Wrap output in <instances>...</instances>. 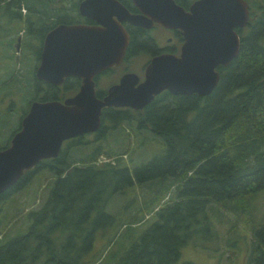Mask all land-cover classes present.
I'll return each instance as SVG.
<instances>
[{
    "label": "trees",
    "instance_id": "1",
    "mask_svg": "<svg viewBox=\"0 0 264 264\" xmlns=\"http://www.w3.org/2000/svg\"><path fill=\"white\" fill-rule=\"evenodd\" d=\"M262 1L250 0V4ZM77 5L76 0H0L2 13L20 22L12 32L17 37L25 33L21 45L31 49L37 62L45 33L58 24L74 23ZM259 10L238 56L220 67L219 84L208 96L185 101L161 95L140 114L102 113L97 136L103 135L106 122L112 129L135 122L138 130L161 137L163 154L130 168L125 153L115 162L99 163L98 156L112 152L97 147L75 163L69 158L74 149L70 148H82L83 141L74 139L57 157L40 161L1 194L0 200L27 186L41 169L51 173L45 200L27 214L33 220L29 228L0 241V264H105L112 249L99 262L87 261L81 245L87 243L86 250L90 249L96 232L112 224L116 226L110 247L127 240L113 264H178L181 248L196 235L197 226L208 223L211 228L207 209H231V203L264 190V2ZM5 51L6 61H12L11 52ZM11 66V75L17 78L20 68L16 73ZM29 83L36 87L32 100H62L74 89L73 79L62 87L44 86L32 74ZM147 182L157 185L141 213L152 212L172 186L175 192L147 227L134 235L133 224L142 217L120 222L107 205L116 193ZM252 237L248 263L264 264V220L253 227Z\"/></svg>",
    "mask_w": 264,
    "mask_h": 264
},
{
    "label": "water",
    "instance_id": "2",
    "mask_svg": "<svg viewBox=\"0 0 264 264\" xmlns=\"http://www.w3.org/2000/svg\"><path fill=\"white\" fill-rule=\"evenodd\" d=\"M132 2L151 19L130 13L117 0H82L78 6L80 15L97 25L58 24L45 34L35 78L56 86L67 77L78 76L82 85L76 95L63 101L30 103L10 144L0 149V195L14 186L25 171L42 160L57 157L63 141L98 132L102 107L141 109L162 90L209 95L220 79L215 67L227 65L239 53L240 40L233 29L248 23V4L244 0H200L187 13L173 0ZM121 21L144 27L157 21L178 27L186 41L179 57L153 59L137 87L134 84L138 77L129 73L104 99H99L92 77L119 64L128 44Z\"/></svg>",
    "mask_w": 264,
    "mask_h": 264
},
{
    "label": "rangeland",
    "instance_id": "3",
    "mask_svg": "<svg viewBox=\"0 0 264 264\" xmlns=\"http://www.w3.org/2000/svg\"><path fill=\"white\" fill-rule=\"evenodd\" d=\"M3 11V8L0 9V145H7L14 131L19 127L22 115L28 111L29 103L36 94V87L29 82L37 61L32 55L31 49L21 45V36L25 33L17 32V37L12 32L16 23L19 25L20 22L12 20L8 14L2 13ZM254 11L255 13L259 12L255 9ZM22 13L27 14V11L22 9ZM21 24L22 27L26 25L22 21ZM6 49L13 55L12 61H6ZM12 64H14L16 73L20 68L17 78L15 75H11L12 70L10 67L8 68ZM105 124L106 129L103 135H86L82 139L83 145L80 146L82 148L76 149V145L70 148H74L69 151L70 160L77 163L85 155H89L99 147L101 150L112 152L110 154L102 153L98 156L99 163L104 162L99 160L115 162V158L125 153L122 156H124L127 166L132 168L141 162H146L154 155L163 154L165 146L161 137L150 130H138L135 122L130 124L122 122L115 129L110 127V123L106 122ZM67 146L66 144L64 149ZM50 181L51 173L41 169L35 173L27 186L15 190L0 200L2 205L0 208V241L7 240L29 228L33 220L27 214L31 210L38 209L43 203ZM156 185V182H147L116 193L108 202L107 211L112 215H117L119 219L121 218L120 222L126 221L132 216L142 217L140 223L133 224V233L137 235L153 220L155 211L166 204L168 198L175 192V187L172 186L152 212H139L140 208L142 211L146 202L155 195L154 187ZM231 206H233L231 209L216 206L211 210L208 207L207 218L209 216L211 228L208 223L197 226L196 235L181 248L178 264H249L248 255L253 243V227L264 220V190L257 191L248 200L245 197L241 201L231 203ZM114 225L98 230L91 242L90 249L86 250L87 243L81 245L86 253L87 261L97 260L99 262L109 248L112 249V255L105 264H113L116 256L121 254L120 248L127 240L122 238L118 246L115 243L110 247L109 240ZM120 231H124V228H121Z\"/></svg>",
    "mask_w": 264,
    "mask_h": 264
},
{
    "label": "flooded vegetation",
    "instance_id": "4",
    "mask_svg": "<svg viewBox=\"0 0 264 264\" xmlns=\"http://www.w3.org/2000/svg\"><path fill=\"white\" fill-rule=\"evenodd\" d=\"M80 1L82 0H77L78 18L72 24H84L88 26L97 25V23L93 19L80 15L79 10H78ZM117 1H119L130 13L141 14L151 19L149 15L141 12L140 9L133 4L132 0H117ZM197 1H200V0H173V2L177 5L179 9L183 10L186 13L190 12L191 6ZM244 1H246V3L248 4V10H249L248 23L242 28L235 27L233 29L238 34L240 45H241L242 39L245 36H247V34L249 33L251 29L254 28L251 25V22L254 21L256 17H259V13L261 12L259 9L263 8V2H264L262 1V4H259V5L252 4L251 6L250 0H244ZM259 2H261V0H259ZM254 9L257 12L259 10V12L255 13ZM121 24L124 27L128 35V44H127L124 56L122 58V61L119 64L112 65L108 68H105L99 71L92 77L94 81V89H95L96 97L99 99H104V97L108 95L110 89L113 86L118 85L120 83V79L122 78V76L129 74V73H134L138 77V81L134 84V87H137L145 79L147 69L153 59L160 57V56L179 57L181 55L182 47L186 41L185 34L182 29L178 27L167 26L157 21H152V24L150 25V27L136 25L128 21H121ZM41 51H42V43H41ZM41 51H40V54H41ZM236 57L232 59L227 65L219 64L215 67V70L219 73V77L221 75L219 71L220 67L228 66L233 60L236 59ZM39 60H40V56H39ZM39 60L35 66V69L39 63ZM35 69H34V72H35ZM33 74L35 78V73ZM67 79H73L74 89L71 92L67 93L62 98V100H59V101H63L67 97L76 95L79 92L80 87L82 85L81 77L71 76V77L65 78L63 83L60 85H56V87L64 86L65 81ZM219 81H218V84H219ZM43 84L44 86L50 85L45 82H43ZM50 86H55V85H50ZM161 95L162 96L166 95L167 97L175 96L176 98L183 99L185 101H187L189 98H192V97L193 98L195 97L203 98V97L208 96V95L201 96L196 92L191 93V94H174V93L169 92L168 90H162L160 93L155 95L153 100H155ZM151 102H149L148 104H150ZM147 105H145L141 109H135V108L128 107V106H105L101 108V115L103 112H105L108 115L118 114V113L140 114V112H143L146 110ZM86 135H97V132L88 133V134H85L79 137L65 140L62 142L61 149H63L66 144L68 145L69 142L73 141L74 139L82 140Z\"/></svg>",
    "mask_w": 264,
    "mask_h": 264
},
{
    "label": "built area",
    "instance_id": "5",
    "mask_svg": "<svg viewBox=\"0 0 264 264\" xmlns=\"http://www.w3.org/2000/svg\"><path fill=\"white\" fill-rule=\"evenodd\" d=\"M99 161H104V162H105V161H107V160H99Z\"/></svg>",
    "mask_w": 264,
    "mask_h": 264
}]
</instances>
